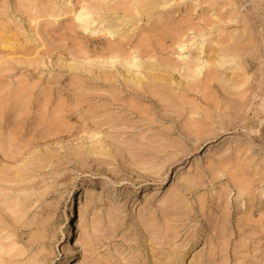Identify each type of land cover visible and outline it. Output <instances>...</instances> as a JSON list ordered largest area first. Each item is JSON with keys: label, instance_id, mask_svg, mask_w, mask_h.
Here are the masks:
<instances>
[{"label": "rangeland", "instance_id": "1", "mask_svg": "<svg viewBox=\"0 0 264 264\" xmlns=\"http://www.w3.org/2000/svg\"><path fill=\"white\" fill-rule=\"evenodd\" d=\"M263 101L264 0H0V264H264Z\"/></svg>", "mask_w": 264, "mask_h": 264}, {"label": "bare ground", "instance_id": "2", "mask_svg": "<svg viewBox=\"0 0 264 264\" xmlns=\"http://www.w3.org/2000/svg\"><path fill=\"white\" fill-rule=\"evenodd\" d=\"M70 2V1H69ZM257 12V11H256ZM253 56V55H252ZM255 60V59H254ZM257 60V59H256ZM231 69V67H230ZM229 71V70H228ZM229 73V72H228ZM227 72L223 73L220 78H219V83L221 84V86H224L230 81V75ZM256 80V79H255ZM254 80V81H255ZM231 82V81H230ZM232 83V82H231ZM236 88V87H235ZM258 86L256 87L255 91H252L249 95H247L244 99H242V102L238 103L237 105V109L240 111L242 110L251 100H253L254 98L260 97L261 93H258ZM239 97V96H238ZM263 100V99H262ZM261 109L258 110V112L256 113L255 117H254V121L247 127L246 131L249 135L252 136H256L258 134V128L259 126L262 124V121L264 120V101L261 104ZM232 139V141H239V137L237 136H231L230 137ZM78 225H76L77 227ZM204 240V237H201L199 239H197L196 241H193L191 243H188L187 245H185L183 252L181 254V260L187 256V254L193 249L195 248L198 244L202 243Z\"/></svg>", "mask_w": 264, "mask_h": 264}]
</instances>
